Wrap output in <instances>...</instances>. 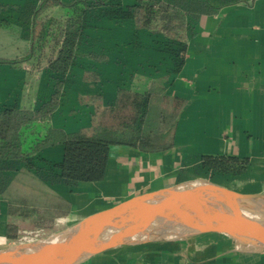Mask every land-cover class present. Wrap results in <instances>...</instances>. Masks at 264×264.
I'll list each match as a JSON object with an SVG mask.
<instances>
[{"label":"crops","instance_id":"obj_1","mask_svg":"<svg viewBox=\"0 0 264 264\" xmlns=\"http://www.w3.org/2000/svg\"><path fill=\"white\" fill-rule=\"evenodd\" d=\"M134 1L111 0L105 8ZM207 2L213 10L194 21L182 51L130 20L108 13L90 18L48 125L66 133L88 128L94 106L87 98L99 96L110 104L119 88L146 90L162 78L167 94L184 100L172 146L159 152L111 146L100 181L65 184L23 170L14 173L0 193V249L25 233L36 235L33 240L44 238L138 194L188 187L198 182L199 173L212 177L207 182L241 193H264V0ZM87 53L104 58L94 60ZM43 66L29 91L26 69L0 64V107L37 108L51 89L46 62ZM205 155L235 157L243 168L238 173L208 170L202 166ZM62 156V144L49 146L34 165L56 174ZM14 180L23 187H12ZM10 192L39 213L18 222L15 239L7 237ZM242 243L218 232L149 238L114 246L79 264H264V247Z\"/></svg>","mask_w":264,"mask_h":264},{"label":"trees","instance_id":"obj_2","mask_svg":"<svg viewBox=\"0 0 264 264\" xmlns=\"http://www.w3.org/2000/svg\"><path fill=\"white\" fill-rule=\"evenodd\" d=\"M109 1L37 0L22 11L14 4H0V27L26 29L29 40L26 54L17 58L0 57V64L16 68L24 62L45 58L44 70L52 77L50 93L37 108L0 107V193L10 174L20 170L47 182L100 181L105 175L111 146H128L142 152L171 148L184 100L167 94L162 78L153 79L146 90L121 87L110 104L104 105L99 96L87 98L94 106L88 128L66 133L48 125L60 104L64 76L79 55V44L93 15L108 13L118 21L130 20L137 29L157 33L167 39V46L182 51L194 21L213 10L207 0H135L107 10ZM13 13L16 18L20 13L26 14L27 19L23 17L13 23L8 19L15 16ZM87 56L94 60L104 58L91 53ZM56 144L63 145L62 160L56 166L58 173L36 168L37 154ZM202 166L222 173H238L243 168L242 161L235 157L209 155L202 156ZM8 204L7 237L15 239L18 222L30 216L39 217V213L25 199L11 198Z\"/></svg>","mask_w":264,"mask_h":264},{"label":"water","instance_id":"obj_3","mask_svg":"<svg viewBox=\"0 0 264 264\" xmlns=\"http://www.w3.org/2000/svg\"><path fill=\"white\" fill-rule=\"evenodd\" d=\"M241 207L254 212L255 225L248 228L239 220L226 219ZM167 223H176L186 231L165 237L153 230L154 226ZM208 232L264 247V193H241L203 181L188 187L173 185L145 192L44 238L0 249V264H79L117 245Z\"/></svg>","mask_w":264,"mask_h":264},{"label":"rangeland","instance_id":"obj_4","mask_svg":"<svg viewBox=\"0 0 264 264\" xmlns=\"http://www.w3.org/2000/svg\"><path fill=\"white\" fill-rule=\"evenodd\" d=\"M0 1L3 3H7V4H14L17 7H19L20 11H22L26 7L30 6L31 4L37 3V0H0ZM55 11H52V12L50 11L51 12L50 14L56 13ZM13 14L15 15V13H13ZM23 15L24 14L20 13V15L17 16L18 18H16V15H15L14 17H9L8 19L12 20L13 23H17L16 21H19V20L21 21L23 19V17L25 19H27V17H25L26 14L24 16ZM28 44H29V40H28L26 29L23 30L21 28V30H20V29H18L17 26H13L12 28L0 27V57H2V58L21 57L27 53ZM44 64H45V58L40 59L38 62H24V63H22L21 66L24 69H26V71H27V83H28L27 89L29 91L34 90V87H35L37 80H38L37 78L39 76V72L42 71ZM47 75H48V73H47ZM45 77H46V75H45ZM47 78H50L49 79L50 81L52 80V77L49 75ZM20 171H22V170H20ZM14 173H16V172H14ZM14 173H11L10 177H12L14 175ZM198 178H200V179H198L197 181L201 180L203 182H207L208 181L207 179L212 178V177H209V175L207 173H199ZM9 182H10V178H9L7 183H9ZM12 187L20 189L23 187V185H21L19 181H15V183L13 184ZM10 191H12V188ZM8 195L10 197H12V199L13 198L21 199L16 194L13 196V194H11V192ZM247 209L248 208H246V207L240 208L241 211H245ZM168 227H169V224L167 223V224H163V225L154 226L153 230L155 232H157L158 234L165 236V237H175V236H178L179 233L182 232V230L178 229V228H172L168 231ZM24 235H26L27 238H34L36 236V235H34V234L32 235L30 233H28V234L25 233ZM24 240H26V239L23 237L18 239V240H15L13 242V246L24 242Z\"/></svg>","mask_w":264,"mask_h":264},{"label":"bare ground","instance_id":"obj_5","mask_svg":"<svg viewBox=\"0 0 264 264\" xmlns=\"http://www.w3.org/2000/svg\"><path fill=\"white\" fill-rule=\"evenodd\" d=\"M226 219H234V221H237L239 220L241 223H243L245 226H247L249 228V226H253L256 224V218H255V215H254V212L251 210V209H247L245 211H239L237 214H229V216H227ZM207 221H210V218H206ZM172 228H178V229H181L183 233L184 231H186L185 228L177 225L176 223H172L169 225L168 227V231ZM167 231V232H168ZM166 232V233H167Z\"/></svg>","mask_w":264,"mask_h":264},{"label":"built area","instance_id":"obj_6","mask_svg":"<svg viewBox=\"0 0 264 264\" xmlns=\"http://www.w3.org/2000/svg\"><path fill=\"white\" fill-rule=\"evenodd\" d=\"M23 238H25L26 240H24V242H28V241H32V238H27L26 235L23 236Z\"/></svg>","mask_w":264,"mask_h":264}]
</instances>
